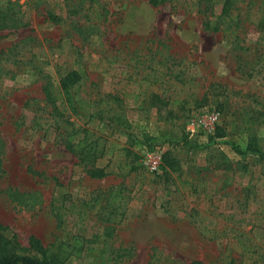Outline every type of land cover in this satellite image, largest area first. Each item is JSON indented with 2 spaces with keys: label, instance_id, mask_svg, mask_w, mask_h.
<instances>
[{
  "label": "rangeland",
  "instance_id": "rangeland-1",
  "mask_svg": "<svg viewBox=\"0 0 264 264\" xmlns=\"http://www.w3.org/2000/svg\"><path fill=\"white\" fill-rule=\"evenodd\" d=\"M0 224L65 264H264V0H0Z\"/></svg>",
  "mask_w": 264,
  "mask_h": 264
},
{
  "label": "trees",
  "instance_id": "trees-1",
  "mask_svg": "<svg viewBox=\"0 0 264 264\" xmlns=\"http://www.w3.org/2000/svg\"><path fill=\"white\" fill-rule=\"evenodd\" d=\"M50 18L53 20L56 17L50 13ZM80 72L77 70H71L66 74L62 75L59 79V89L61 91H67L69 87L79 81ZM44 98L46 103L51 106V112L59 113L60 110L56 102V98L52 92V84L47 81L43 87ZM152 99L154 103L160 101V97L157 94H153ZM55 114V113H54ZM217 134L220 136V127H217ZM72 135H67L65 139V147L72 152L80 162L86 160L82 149L80 148L79 142H76L71 138ZM88 165L87 174L90 178H102L109 174L106 166L96 165L95 161L85 162ZM178 167V160L171 156L167 150L162 154L161 163V176H169L173 171H176ZM6 227L0 224V264H65V260L71 255V252L78 254L81 251L82 241L78 238L70 243L66 241H58L53 243L51 247L44 246L42 242L35 236H30L28 246H22L15 239V237L7 238L4 234ZM72 248L69 250L70 246ZM189 264H202L199 261H192Z\"/></svg>",
  "mask_w": 264,
  "mask_h": 264
},
{
  "label": "built area",
  "instance_id": "built-area-1",
  "mask_svg": "<svg viewBox=\"0 0 264 264\" xmlns=\"http://www.w3.org/2000/svg\"><path fill=\"white\" fill-rule=\"evenodd\" d=\"M218 116H219L218 112L212 111L209 114H205V116L203 117L202 120L199 121V123L205 125L206 124L205 119H207L208 125H210V127H213V125L218 119ZM143 160L147 169H149L150 171H157L160 168V164H161V153L158 154L155 151L145 149L143 151Z\"/></svg>",
  "mask_w": 264,
  "mask_h": 264
}]
</instances>
